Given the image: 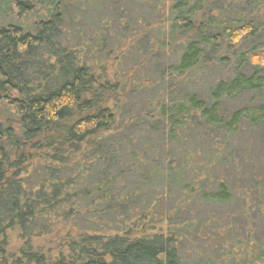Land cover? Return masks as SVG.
<instances>
[{
	"label": "trees",
	"instance_id": "1",
	"mask_svg": "<svg viewBox=\"0 0 264 264\" xmlns=\"http://www.w3.org/2000/svg\"><path fill=\"white\" fill-rule=\"evenodd\" d=\"M0 5V264H264V0Z\"/></svg>",
	"mask_w": 264,
	"mask_h": 264
},
{
	"label": "rangeland",
	"instance_id": "2",
	"mask_svg": "<svg viewBox=\"0 0 264 264\" xmlns=\"http://www.w3.org/2000/svg\"><path fill=\"white\" fill-rule=\"evenodd\" d=\"M40 1H43V0H40ZM42 5H44V4H42ZM36 9L38 11H40L42 8L40 10H39V7L36 8ZM43 9H45V8H43ZM32 12H33V10H32ZM36 15L33 12V13H29V14H26V15L21 16V17H18L17 16L15 18H12V20L15 23L16 22H20L21 24L27 26V25H30L31 23H34L38 19ZM7 16L8 15L5 14V11L4 10L1 11V9H0V22L3 21ZM9 17H10V15H9ZM152 23H154V22L152 21ZM157 25L158 24H156L155 26H157ZM133 39H134V36H127L126 42L127 41L128 42H127V46L126 47H128V45L133 41ZM113 66L115 67L116 66V63H114ZM247 138L250 140L249 143H250L251 149L253 150L252 151L253 154L255 156L257 154H260V150L261 149H260V144L258 143L257 139L255 137H252L250 139L249 137H247V134H244L243 136H241V139H247ZM233 206L234 205L231 204L230 207H229V210H232V207ZM206 211H209L210 212L211 210H207V208L202 207V206H199L196 210L193 211V213L196 214V215H198V217H200ZM244 218H245V219H243L244 220V223L238 225L239 229L233 231L234 235H236L234 237V241H237L238 239H240V240L243 241V243L245 244V248L247 249L245 251L244 256L245 257H249L251 255L250 254V251L255 246L254 243L257 242V239L264 240V218L261 215H259V213H256V212L253 213L252 215H250L249 218L247 216L244 217ZM8 238H9V242H10V248L13 249V250H15L16 247H18L20 245V241H19V238H18V234L16 232H9L8 233ZM245 238H247V240H245ZM56 239H57L56 236L50 235V236L42 237V238H39V239L35 240L33 244H34L35 247L42 246V247H45L46 248L48 246V244H50L51 242L54 243ZM202 242L203 241L199 242V244L197 245V248L199 249V251L201 253H203L204 251H206L203 248V245H204L203 243L204 242L203 243ZM188 248L189 247H187L186 252H187ZM207 249L209 250L208 247H207ZM207 254L209 256L210 255V251H208ZM233 254H236V252L235 251H232L231 252V255L233 256ZM202 256H204V255H202ZM218 256H220V254ZM231 259H233V257ZM196 260H197V258L192 254V256L188 260L190 262L187 263V264H192L191 262H195ZM202 260H205V258H202Z\"/></svg>",
	"mask_w": 264,
	"mask_h": 264
}]
</instances>
